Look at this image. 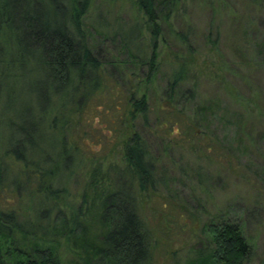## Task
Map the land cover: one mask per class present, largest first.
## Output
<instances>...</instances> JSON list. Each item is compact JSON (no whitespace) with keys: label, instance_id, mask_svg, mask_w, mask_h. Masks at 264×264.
<instances>
[{"label":"rangeland","instance_id":"374dc122","mask_svg":"<svg viewBox=\"0 0 264 264\" xmlns=\"http://www.w3.org/2000/svg\"><path fill=\"white\" fill-rule=\"evenodd\" d=\"M158 21L154 39L133 0H93L84 27L100 63L99 85L80 111L57 125L80 159L60 179L66 200L58 206H81L94 165L110 187L122 181V121L128 99L144 93L147 110L132 123L153 158V182L141 191L135 182L128 185L145 233L147 264H193L207 251V224L224 220L237 222L250 244L241 264H264V0H178L166 20ZM153 47L156 64L149 74ZM183 59L188 69L182 83L170 88L175 63ZM14 70L0 76V120H12L9 130L0 122L4 141L16 134L18 115H26L22 121L32 129L48 106L47 76ZM53 137L42 125L29 156L55 155ZM3 161L10 164L12 158ZM17 172L10 174L19 177ZM27 193L5 182L0 206L14 209L18 220L34 214ZM124 207L120 203L117 217L110 212L111 226L115 218L123 223ZM80 209L78 234L85 239L66 241L57 234L59 260L107 264L96 253L102 241L99 213L86 205ZM57 210L37 211L39 222L62 228Z\"/></svg>","mask_w":264,"mask_h":264},{"label":"trees","instance_id":"16d2710c","mask_svg":"<svg viewBox=\"0 0 264 264\" xmlns=\"http://www.w3.org/2000/svg\"><path fill=\"white\" fill-rule=\"evenodd\" d=\"M177 1L133 0L146 17L154 39L161 28L159 17L160 21H165ZM92 2L0 0V76L10 74L15 67L14 72L19 75L20 72L30 71L47 76L46 85L49 88L48 106L43 111L44 115L35 119L33 128L29 129L22 121L27 118L26 115H18L20 121L15 120L14 123L16 134H7L5 141L0 137V189L3 190L5 182L11 184L15 192L25 187L31 203L29 208H36L33 209L36 211L34 214L18 220L19 214L14 209L0 206V264H61L56 235L61 234L66 241L85 239L84 235L78 234L84 221V211L80 207L85 205L87 211L99 213L102 241L97 244L96 253H100L107 264H147L145 233L133 208V193L128 185L135 182L141 191L153 182V158L146 141L132 123L137 115H144L147 110L144 93L133 100L129 98V107L124 113V163L119 172L122 181L110 187V182L106 179L102 181L99 166L94 165L81 194V206L69 211L58 206L66 200V188L60 179L70 173L80 159L76 146L67 143L64 132L57 125L64 126L69 116L80 111L99 85L95 76L100 63L91 49L84 27V17ZM156 55L153 47L147 60L149 74L154 70ZM29 61L34 63L30 64ZM185 61L175 63L170 88L182 83L188 69ZM6 121L0 120L9 130L12 120ZM42 125H46L54 134L50 148L56 154L43 152L31 157L27 151L37 149L38 139L34 138L40 134ZM6 156L12 158L10 164L3 161ZM15 171H18L19 177L10 174ZM120 203H125L124 221L121 223L115 218L111 226L110 212H116V217L120 215ZM41 209L45 213L58 209L56 213L60 212L61 220L65 221L63 227L55 228L50 221L48 224L39 222L37 211ZM206 228L209 235L207 251L204 256H198L193 264H241L250 250V244L238 223L215 221L209 222ZM16 231H19V235L15 234ZM83 260L85 264L88 263L86 259Z\"/></svg>","mask_w":264,"mask_h":264}]
</instances>
